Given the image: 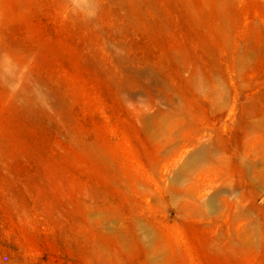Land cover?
I'll use <instances>...</instances> for the list:
<instances>
[{"label":"rangeland","instance_id":"obj_1","mask_svg":"<svg viewBox=\"0 0 264 264\" xmlns=\"http://www.w3.org/2000/svg\"><path fill=\"white\" fill-rule=\"evenodd\" d=\"M0 264H264V0H0Z\"/></svg>","mask_w":264,"mask_h":264}]
</instances>
